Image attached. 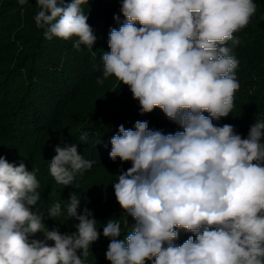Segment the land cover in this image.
<instances>
[{"label":"clouds","instance_id":"clouds-1","mask_svg":"<svg viewBox=\"0 0 264 264\" xmlns=\"http://www.w3.org/2000/svg\"><path fill=\"white\" fill-rule=\"evenodd\" d=\"M23 5L26 0H19ZM38 28L46 39L76 37L73 47L92 50L96 37L82 5L88 0H35ZM125 18L109 32L103 76L126 85L140 114L159 108L182 131L165 134L136 121L120 125L109 157L131 162L112 183L127 221L108 219L103 236L111 264H264V120L246 138L227 117L239 88L234 33L256 12L253 0H122ZM114 19L120 22V17ZM139 25V26H137ZM117 88V89H118ZM114 89L112 91H115ZM209 115L205 116L203 113ZM81 140L87 139L82 133ZM102 143L98 140L97 144ZM49 172L57 184L73 186L93 161L75 144H57ZM36 170L0 156V264H85L99 239L87 207L78 212L76 192L55 200L47 216L75 219L76 231L61 233L44 223ZM135 220L128 231V217ZM194 233L176 246L178 230ZM127 230L124 239H118ZM44 239H29L36 233ZM54 242L49 245L47 242Z\"/></svg>","mask_w":264,"mask_h":264},{"label":"trees","instance_id":"trees-1","mask_svg":"<svg viewBox=\"0 0 264 264\" xmlns=\"http://www.w3.org/2000/svg\"><path fill=\"white\" fill-rule=\"evenodd\" d=\"M253 3L256 12L249 24L233 34L240 43L232 46L227 42L231 55L239 61L235 70L239 88L234 93L233 108L227 117L213 120L216 126L233 125L242 138L256 120H264V0ZM121 5L122 0H88L82 5L96 42L92 50L84 45L78 50L73 47L76 37L45 38L46 29L35 24V0H26L23 5L19 0H0V156L17 166L24 163L29 172L36 170L41 194L37 208L45 215L49 230L72 233L78 223L48 217L47 210L55 200L67 201L70 193L76 192L80 197L78 212L85 207L91 210L100 237L90 246L85 264H111L105 256L110 239L103 236V226L108 219L127 221L112 183L117 182L121 170L132 165L109 157L110 140L119 126L134 130L140 120L165 134L182 131L159 108L141 115L139 102L126 85L118 88L120 82L114 76L103 84L97 82L103 76L101 57L110 51V29H118L125 19ZM85 132L87 139L81 140ZM98 140L102 143L97 144ZM62 142L75 144L84 159L93 161L91 169L76 174L73 186L57 184L49 172L54 148ZM135 223L129 216L127 230L131 231ZM127 230L118 239H124ZM178 232L176 246L195 236L182 229ZM29 239H38V233Z\"/></svg>","mask_w":264,"mask_h":264},{"label":"rangeland","instance_id":"rangeland-1","mask_svg":"<svg viewBox=\"0 0 264 264\" xmlns=\"http://www.w3.org/2000/svg\"><path fill=\"white\" fill-rule=\"evenodd\" d=\"M43 239H44L43 233L38 232V240H43ZM47 243L51 246L53 245L54 242L48 241Z\"/></svg>","mask_w":264,"mask_h":264}]
</instances>
